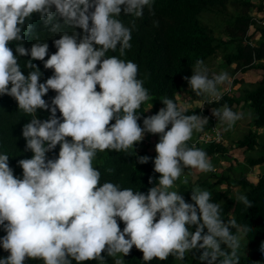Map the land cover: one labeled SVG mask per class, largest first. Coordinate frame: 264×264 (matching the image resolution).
<instances>
[{"label": "clouds", "instance_id": "clouds-1", "mask_svg": "<svg viewBox=\"0 0 264 264\" xmlns=\"http://www.w3.org/2000/svg\"><path fill=\"white\" fill-rule=\"evenodd\" d=\"M153 5L154 0H0V96L13 98L18 111L31 117L21 134L25 151L33 153L17 162L22 177L14 174L9 155L0 154V229L5 233L0 247L8 253L0 264H105L104 253L123 264L117 257L128 256L133 247L143 253L145 264L169 256L183 261L189 253L201 264H240L241 239L232 229L245 234L250 229L235 219L223 220L221 205L211 202L207 190L193 188L191 203L170 190L185 169L215 171L206 151L188 145L209 118L186 114V106L165 97L157 114L145 117L143 127L138 123L137 112L151 96L138 79V65L121 59L132 48V28L120 17L141 18L145 8L154 15ZM34 16L49 32L60 33L50 56L47 42L24 46ZM62 25L73 31L61 32ZM117 49L119 56L107 55ZM28 56L25 75L19 60ZM37 60L53 72L45 82L33 63ZM191 69L183 79L202 97L199 104L204 98L208 108L229 93L218 88L231 82L227 71L210 75L202 59ZM50 90L56 95L49 103L44 97ZM38 110L50 112L49 117L41 120ZM211 115L226 125L225 132L244 117L227 104L211 108ZM146 133L159 135L154 148L159 178L148 181L154 186L144 193L101 184L93 166L97 154L127 153L145 144ZM57 146L58 156L49 158ZM150 159L139 156L138 162ZM236 199L253 206L246 195Z\"/></svg>", "mask_w": 264, "mask_h": 264}, {"label": "trees", "instance_id": "trees-1", "mask_svg": "<svg viewBox=\"0 0 264 264\" xmlns=\"http://www.w3.org/2000/svg\"><path fill=\"white\" fill-rule=\"evenodd\" d=\"M228 2L231 3L235 13H231V18L223 27L228 35V38L224 39L215 35L213 26L208 21L205 23L200 18V14L205 11L220 14V11L226 9ZM254 5L255 3L251 0H154V15L150 14L147 8L141 18L121 15L120 19L126 26L132 28V48L127 50L126 55L121 59L131 60L138 65V79L144 81V87L149 90L151 97L156 98L158 104L153 111H147L145 103L142 104L137 112V115H141L138 121L141 127L145 117L157 114L159 109L164 107L161 100L165 97L179 104L177 94L185 81L183 77L192 75L191 67L197 59L205 62L209 57L217 55L219 50H222L226 65L234 64L232 68L234 73L246 71L253 65L261 68L260 78L253 82L252 87L244 89L242 99L253 109V127L255 129L264 127V24L250 13ZM256 8L264 14V0H259ZM32 23L34 24L33 32L25 36L24 46L30 49L33 43L47 42L50 56L56 51L53 40L60 38V33H52L45 29L38 16H34ZM250 25H255V29L260 32L258 42L253 41L251 34L247 32ZM63 31L71 33L73 29L62 25L61 32ZM77 31L82 32L79 29ZM229 43H232V46L227 49ZM12 47L14 50L15 45ZM107 55L119 56V50L109 51ZM27 59H30V56L19 60L25 75L28 72L24 67ZM33 63L37 64L43 73L41 82H45L53 74L52 70L44 68L43 61L37 60ZM55 95L56 93L50 90L44 99L50 103ZM239 101V98L223 94L222 99L209 105L207 111L211 113V108H220L224 104L230 107ZM186 107L188 109L186 114L191 115L195 112L199 115L197 107ZM37 115L44 120L49 117L50 112L38 110ZM57 115H60L59 112ZM30 119V116H25L18 111V104L13 98L6 95L0 96V154L9 155L10 167L13 168L17 177H22V169L17 165L18 160L31 158L33 155L31 151H25L26 141L21 134L23 125L30 122ZM206 126L207 124L204 127ZM258 144L256 132L249 129L234 142V147L247 153ZM261 147L263 150L258 156L245 158L248 167L264 165V143ZM197 148L206 151L208 157L217 154L225 155L228 152V147L223 143H210ZM58 152L59 146L47 155L52 158L58 156ZM140 154L138 143L127 153L115 151L98 153L93 166L101 173L100 183L113 182L121 188H131L134 191L147 193L148 189L154 186L148 183L149 178L152 177L155 180L159 178V174L154 172L156 155L148 156L151 158L149 162L140 164L138 162ZM109 168L113 169L111 173L107 171ZM209 180L211 179H202L195 185L201 190L209 191L212 194L211 202L221 205L222 219L225 221L235 219L241 228L247 226L250 229L246 234L237 233L236 228L232 229L233 234L243 235L245 239V242L241 240L238 253L240 264H264V251H261V245L264 244V174L256 180L244 175L232 179L223 171L215 180L211 182ZM223 183L229 188L218 189L217 186ZM195 185L193 184L184 195L187 202H192L191 190L195 188ZM231 187H239V190L235 193L231 191L232 189L230 190ZM237 195H246L253 206L247 208L242 202H238ZM120 227L123 229V222H120ZM3 235L5 233L0 229V237ZM244 247L251 249V252L243 253ZM7 255L8 253L0 247V257ZM104 255L106 260L111 259L106 253ZM142 257L143 253L133 247L130 254L123 257V263L145 264ZM175 262L176 259L169 256L166 261L153 260L150 264H175ZM98 263L97 261L88 262V264ZM187 264H201V262L192 255Z\"/></svg>", "mask_w": 264, "mask_h": 264}, {"label": "rangeland", "instance_id": "rangeland-1", "mask_svg": "<svg viewBox=\"0 0 264 264\" xmlns=\"http://www.w3.org/2000/svg\"><path fill=\"white\" fill-rule=\"evenodd\" d=\"M252 2L255 3L253 8L251 9V14L255 16L259 21H261L262 24H264V14L262 11H258L257 3L259 0H251ZM231 13H235V10L233 9L232 5L230 2L227 3L226 9L224 11H220V14L216 12H211V11H205L200 14V18L206 23V21L209 22L211 26H213L214 33L216 36H219L221 38L227 39L228 35L225 33V30H223L224 25L229 21V18H231ZM263 18V19H262ZM248 33L251 34V39L253 41L258 42L260 38V32L258 29H255V25H250L248 28ZM232 46V43L228 44V48L230 49ZM205 65L207 66L210 75L212 73L219 74L222 71H227L229 73L230 77V83L226 82L224 85L218 86L220 92L226 91L227 87L230 85L231 90L229 91V95L234 98H239V103H235L230 108L235 111V112H241L244 114L243 119L238 121L235 126L225 132L224 128L226 125L223 123L219 122L220 128L222 130V134L224 136V139H226L227 144L225 145L230 150V154H225V155H213L210 157L211 163L213 164L215 171L209 172V173H199L195 170H189L185 169L184 174H182V177L175 183V186L173 189L170 190H175L178 192H181L182 195H185L188 192V189L194 184L197 183V181H200L205 178H209V182L212 180H215L217 176H219L223 171L229 175L232 179L238 178L239 175H244L246 177H252L253 179H257L261 175L264 174V167L261 166H255V167H248L247 164L245 163V158L247 156L249 157H256L262 152V144L264 143V127L255 129L252 125V107L247 103L243 102L242 95L244 92V89L247 87H252L253 82H255L258 78L261 76V68L258 66L253 65L251 68L247 69L246 71H237L233 72V66L234 64L231 65H226L223 61L222 57V50H219L217 55L211 56L207 59V61L204 62ZM255 64V62H254ZM182 91V92H181ZM177 94L178 96V101L179 105H187L191 107H197L200 99L202 97H196L194 93H192L188 89V84L186 81H184L182 89ZM185 91V92H184ZM184 93V94H183ZM189 93V94H188ZM188 94V95H186ZM194 94V95H193ZM187 98V100H186ZM186 100V102H184ZM190 102V103H189ZM146 110L148 111H153L155 108L158 107L157 100L155 97H151V99L147 102H145ZM223 107V106H222ZM220 107V108H222ZM249 129H252L256 132L257 134V139H258V146H256L254 149L250 150L247 152V154L243 155V152L238 150L236 147H234V142L238 139L241 138L244 134L247 133ZM199 132H194L193 137L197 135ZM145 136L149 138L150 140H156L158 141L159 135H153L151 133H146ZM140 156H151V155H156L155 149L152 146H147L141 144V142L138 143V149L142 148ZM139 151V152H140ZM237 151V152H236ZM235 152L237 154H235ZM231 167V169L229 168ZM263 167V168H262ZM230 169V170H228ZM187 180L188 183L184 184L183 181ZM197 187V185H195ZM218 189L220 190H225L229 188L225 183L220 184L217 186ZM233 189L232 187L230 190ZM233 191V190H231ZM235 192V191H233ZM237 193V191L235 192ZM240 239H243V242H245V239L243 235H240ZM242 242V243H243ZM251 249L244 247L243 248V253H250ZM192 254L189 253L186 255V259L183 261L176 260L175 264H187L189 257H191ZM117 258L122 259V256H118ZM27 264H41L40 261H27ZM99 264V263H98ZM105 264H115V261L113 258L110 260H105ZM124 264V263H123Z\"/></svg>", "mask_w": 264, "mask_h": 264}, {"label": "built area", "instance_id": "built-area-1", "mask_svg": "<svg viewBox=\"0 0 264 264\" xmlns=\"http://www.w3.org/2000/svg\"><path fill=\"white\" fill-rule=\"evenodd\" d=\"M230 90H231V86L229 85L225 92H228ZM207 106L208 104L204 101L203 98V100L199 104L198 111H199V115H203L209 118L208 126L206 129L203 130V132H199L197 136H195L188 142L190 146H192L193 144H195L196 147H198L210 143H223L224 137L219 122L216 120L215 117L211 115L210 112L207 111L208 109ZM143 142L155 148V145L156 143L159 142V140L158 141L150 140L149 138L144 137Z\"/></svg>", "mask_w": 264, "mask_h": 264}, {"label": "crops", "instance_id": "crops-1", "mask_svg": "<svg viewBox=\"0 0 264 264\" xmlns=\"http://www.w3.org/2000/svg\"><path fill=\"white\" fill-rule=\"evenodd\" d=\"M181 92H182V91H181ZM184 92H185V91H184ZM178 94H179V93H178ZM183 94H184V93H183ZM188 94H189V93H188ZM188 94H186V95H188ZM193 95H194V94H193ZM186 100H187V98H186ZM186 100H184V102H186ZM200 100H201V99H200ZM187 101H188V100H187ZM189 103H190V102H189ZM184 106H187V105H184ZM223 137H224V136H223ZM223 144H224V145L227 144L226 139L223 140ZM230 150H233V149H229V148H228V152H227L226 154H230V153H229ZM236 152H237V151H236ZM236 152H235V154H237ZM245 154H247V153H243V155H245ZM209 158H210V157H209ZM244 161H245V160H244ZM256 166H259V167L263 166V167H264V165H256ZM253 167H255V166H253ZM263 167H262V168H263ZM249 178L253 179L251 176H250ZM253 180H256V179H253ZM232 190L236 192L237 190H239V187H233Z\"/></svg>", "mask_w": 264, "mask_h": 264}]
</instances>
